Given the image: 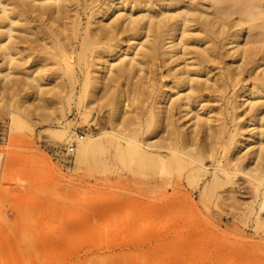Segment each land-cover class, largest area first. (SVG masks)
<instances>
[{"label": "rangeland", "instance_id": "374dc122", "mask_svg": "<svg viewBox=\"0 0 264 264\" xmlns=\"http://www.w3.org/2000/svg\"><path fill=\"white\" fill-rule=\"evenodd\" d=\"M72 1L85 22L91 0ZM18 43L17 76L25 81L12 85L15 89L9 86L12 90L0 86V264H264V206L250 182L233 173L231 183L203 192L214 166L227 161L229 151L216 160L206 155L208 172L196 177L188 156L177 167L169 158L162 165L152 153L143 168L133 164L127 169L129 179L101 180L97 172L106 156L95 151L80 161L77 140L80 135L107 138L112 126L107 99L118 88L131 89L138 76H118L109 89L99 91V116L92 124L83 118L93 99H80L86 73L81 64L84 58L95 60V49L84 57L78 40L64 46L63 35L54 33L23 37ZM223 51L226 62L221 65L226 68L232 58ZM117 52L103 53L101 61L116 58ZM72 60L80 79L74 84L64 82ZM27 75L40 81V88L37 80L28 84ZM239 89L230 86L225 98L207 103L214 123L222 118L232 123L225 105H231L237 91L243 93ZM135 100L138 105L128 108L136 105L142 115L152 102ZM237 112V121H247V101ZM11 114L17 116L15 123ZM65 121L75 134L70 141L60 140L51 129ZM249 134L244 131L237 146L244 162L253 166V150L245 146ZM210 140L204 137L207 154L214 149L208 148ZM71 144L74 151L68 153ZM259 186L262 192L264 182ZM258 212L262 224L256 221Z\"/></svg>", "mask_w": 264, "mask_h": 264}, {"label": "bare ground", "instance_id": "6f19581e", "mask_svg": "<svg viewBox=\"0 0 264 264\" xmlns=\"http://www.w3.org/2000/svg\"><path fill=\"white\" fill-rule=\"evenodd\" d=\"M90 4L83 22L79 6H73L72 0H0V86L13 87L25 81L17 76L21 38L54 33L63 35L64 46L78 40L81 55L95 49L96 57L93 61L84 58L81 64L86 73L80 99H93L89 109H84L85 121L97 122L101 103L96 95L101 89L118 76H138L131 89L118 88L107 99L112 123L107 138L80 135L77 140L80 161L95 151L106 156L107 166L102 164L97 172L101 180L104 176L129 179L127 169L133 164L143 168L152 153L162 165L169 158L177 167L188 156L196 177L208 172L203 162L206 155L216 160L229 151L227 161L214 166L203 192L231 183L233 173L242 174L264 206V188L260 192L259 186L264 182V0H104L95 7ZM128 48H133L132 56ZM115 49L116 58L101 61L103 53ZM223 49L232 56L226 68L221 65L226 62ZM181 62L183 65L175 68ZM75 63L67 61L64 82L80 80ZM217 67L220 70L214 71ZM108 71L110 75H106ZM28 78L26 82L37 80ZM230 86L243 90L236 92L229 107L225 105L232 123L225 118L214 123L207 103L225 98ZM143 98L152 99L146 113L137 112L136 105L129 110L137 104L135 99ZM245 101L250 113L247 121L240 122L236 120L240 115L237 108ZM217 112L224 114L223 109ZM16 117H11L14 123ZM70 124L65 121L51 129L60 140L70 141L75 138ZM244 131L250 133L245 146L251 145L253 166L239 154L237 145ZM199 135L211 138L208 148L214 149L209 154L204 137L199 139ZM256 221L261 222L259 212Z\"/></svg>", "mask_w": 264, "mask_h": 264}, {"label": "built area", "instance_id": "2783aa9c", "mask_svg": "<svg viewBox=\"0 0 264 264\" xmlns=\"http://www.w3.org/2000/svg\"><path fill=\"white\" fill-rule=\"evenodd\" d=\"M74 151V145L71 144L68 148H67V152L68 153H72Z\"/></svg>", "mask_w": 264, "mask_h": 264}]
</instances>
